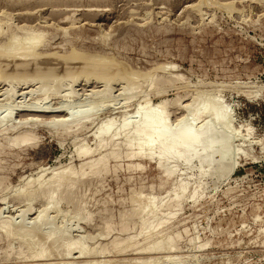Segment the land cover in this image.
Here are the masks:
<instances>
[{
	"label": "rangeland",
	"instance_id": "1",
	"mask_svg": "<svg viewBox=\"0 0 264 264\" xmlns=\"http://www.w3.org/2000/svg\"><path fill=\"white\" fill-rule=\"evenodd\" d=\"M0 52V264H264V0H0ZM162 101L173 124L225 107L233 157L168 175L126 134L104 149V121Z\"/></svg>",
	"mask_w": 264,
	"mask_h": 264
},
{
	"label": "bare ground",
	"instance_id": "2",
	"mask_svg": "<svg viewBox=\"0 0 264 264\" xmlns=\"http://www.w3.org/2000/svg\"><path fill=\"white\" fill-rule=\"evenodd\" d=\"M6 14V13H5ZM76 27V26H75ZM3 30V29H2ZM64 30H66V29H64ZM38 33H40V32H38ZM66 33V32H65ZM67 34V33H66ZM43 35V34H42ZM40 36H41V34H39V35H31V36H29L31 39L30 40H28L27 42H26V44H27V46H25V44H24V46H23V43L22 42H17L16 43V45L14 44H12L13 45V47H14V50L15 51H20V50H23V52H24V50H30V49H35L36 48V43H37V40H39V38H40ZM109 37V36H108ZM107 36H106V38H108ZM43 38V37H42ZM19 39V38H18ZM109 39V38H108ZM17 41V40H16ZM19 43H22V44H19ZM21 45V46H20ZM42 46V45H41ZM12 47V46H11ZM32 51V50H31ZM2 52V51H1ZM0 52V53H1ZM35 52V51H34ZM33 52V53H34ZM2 54H3V52H2ZM29 54H30V52H29ZM1 55V54H0ZM4 55H5V53H4ZM47 55H49V54H47ZM70 55V54H69ZM3 56V55H2ZM36 56V55H35ZM74 56V55H73ZM87 56V55H86ZM90 56V55H89ZM88 56V57H89ZM79 57V56H78ZM82 57H83V55H82ZM1 58V57H0ZM42 58V57H41ZM93 58V57H92ZM37 59V58H36ZM40 59V58H39ZM82 59V58H81ZM84 59V58H83ZM5 60V59H4ZM8 60V59H7ZM92 60V59H91ZM96 60V59H95ZM101 60V59H100ZM107 60V59H106ZM15 61V60H14ZM42 61V60H41ZM41 61H38V62H41ZM8 62V61H7ZM37 62V61H36ZM96 62V61H95ZM94 62V63H95ZM103 62H105V61H103ZM117 62V61H116ZM2 63H3V61H2ZM1 63V64H2ZM5 63V62H4ZM99 63H100V61H99ZM115 63V62H114ZM27 64V63H26ZM53 64V63H52ZM93 64V63H92ZM97 64V63H96ZM116 64V63H115ZM6 65V64H5ZM19 65V64H18ZM114 65V64H113ZM22 66V65H21ZM25 66V65H24ZM28 66V65H27ZM31 66H32V64H31ZM31 66H29V67H31ZM34 66H36V65H34ZM88 66V65H87ZM90 66V65H89ZM99 66V65H98ZM1 67V66H0ZM14 67V66H13ZM16 67V66H15ZM23 67V66H22ZM40 67V66H39ZM44 67V66H43ZM58 67V66H57ZM90 67H92V66H90ZM89 67V68H90ZM100 67V66H99ZM102 67V66H101ZM113 67V66H112ZM117 67V66H116ZM5 68V67H4ZM83 68V67H82ZM119 68V67H118ZM18 69V68H17ZM37 69V68H36ZM42 69V68H41ZM95 69V68H94ZM104 69V68H103ZM4 70V69H3ZM2 70V71H3ZM24 70V69H23ZM50 70V69H49ZM1 71V70H0ZM21 71V70H20ZM25 71V70H24ZM23 71V72H24ZM41 72L43 71V70H40ZM52 71V70H51ZM84 71V70H83ZM85 71H86V69H85ZM89 71V70H88ZM37 72V71H36ZM95 71H93V73H94ZM17 73V72H16ZM40 73V72H39ZM97 73H100V72H97ZM103 73V72H102ZM101 73V74H102ZM107 73V72H106ZM2 74H4V73H2ZM7 74V73H6ZM17 74H19V72L17 73ZM23 74V73H22ZM29 74V73H28ZM37 74V73H36ZM110 74V73H109ZM14 75V74H13ZM25 75V74H24ZM40 75H42V74H40ZM44 75V74H43ZM93 75V74H92ZM106 75V74H105ZM114 75V74H113ZM3 75H1V77H2ZM6 76H8V75H6ZM10 76V75H9ZM20 76V75H19ZM80 76V75H79ZM109 76V75H108ZM25 77H28V75L27 76H25ZM25 77H22L23 79L25 78ZM31 77V76H30ZM30 77H28V80H30L29 78ZM33 77V76H32ZM104 77V76H103ZM102 77V78H103ZM110 77V76H109ZM5 78V77H4ZM7 78V77H6ZM10 78H12V77H10ZM14 78V77H13ZM16 79H17V76L15 77ZM38 78V77H37ZM42 78V77H41ZM21 79V78H20ZM22 79V80H23ZM27 79V78H26ZM105 78H103V80H104ZM134 79V78H133ZM11 80V79H10ZM25 80V79H24ZM31 80H32V78H31ZM30 80V81H31ZM33 80H34V78H33ZM36 80V79H35ZM11 81H15V80H11ZM19 81V80H18ZM27 82V81H26ZM12 90V89H11ZM47 90H49V89H47ZM46 91V90H45ZM5 92V91H4ZM13 92V91H12ZM15 92V91H14ZM14 92L13 93H8L7 95V97H8V99L9 98H13V96L15 95L14 94ZM129 92V91H128ZM47 93V92H46ZM50 93V92H49ZM1 94V93H0ZM6 97V96H5ZM94 98V97H93ZM130 98V96H127V99H129ZM46 100V99H45ZM206 102H208V101H206ZM211 102V101H210ZM203 103V106H201V107H199L197 110L195 109V111L194 112H192L190 115H192V116H190L189 117V114H184V115H182V116H180V117H178L177 119H176V122L173 124L172 122H169V116H168V114L165 112V108H167L168 107V103H167V101H162V102H160L159 104H156V105H149L148 103H145L144 105H140V107L138 108V109H136V111L133 113V114H131V116H128V117H124L122 120H124L123 122H122V124L120 125V126H116L115 124H116V120L112 117V118H109V119H107L106 121H104L101 125H100V127H98L97 129H98V131H97V133L95 134L98 138H105V136L107 137L106 139H104V149H105V144L107 145V144H117V143H115V137L117 136V135H120V134H122V135H124V134H126V136L124 135V139L126 140V141H124V143H127V144H129L130 146L131 145H133L134 143L137 145V148H138V152H136V154H138V153H140V154H146V155H148V156H157V158H158V163L159 164H161V166H162V164L163 163H167V161H170L171 162V160H169V159H173L172 161H174V165L172 164V166H166V165H164V166H166V168H165V172H166V174H168V175H171V174H173L174 173V171H176V170H179V169H176V167L178 166L179 167V164L180 163H187L188 165H190V163L192 162L193 163V160L194 159H198L199 161H200V163L202 164V165H204L205 163H210V162H213L214 163V161H225V159H227L228 157H230V154H231V156H232V153H230V150H231V148H230V146L228 147V141H231L230 140V138H231V135L230 134H232V127H231V115H230V113H228L229 111H227V109L225 108V107H223V106H218V105H215V104H211V103ZM166 104H168V105H166ZM5 105V104H4ZM4 105L2 106V107H4ZM27 105V104H26ZM6 106V105H5ZM167 106V107H166ZM17 107H18V105H17ZM20 107V106H19ZM45 107V106H44ZM92 107V106H91ZM23 108V107H22ZM32 108H34V107H32ZM88 108V107H87ZM86 108V109H87ZM3 109V108H2ZM8 109V108H7ZM12 109V108H11ZM16 109H18V108H16ZM39 109H41V108H39ZM86 109H78V110H76V111H73L72 110V112H70L69 113V115L67 114L66 116L69 118V116H77L79 119H85V117H86V113H88V109L86 110ZM90 109V108H89ZM93 109V108H92ZM91 109V110H92ZM44 110V109H43ZM58 110V109H57ZM56 110V111H57ZM62 110H63V108H62ZM5 111V110H4ZM4 111L2 112V113H0V126H1V123L3 124V122H5L8 118H11V116L14 114V111H15V109H14V107H13V109L12 110H10L9 109V111H5L6 113H4ZM18 111H19V109H18ZM44 111H46V110H44ZM54 111V110H53ZM52 111V112H53ZM90 111V110H89ZM94 111V110H93ZM1 112V111H0ZM49 112H51V111H49ZM92 112V111H91ZM188 112H189V110H188ZM128 115V114H127ZM88 116V115H87ZM209 116V117H208ZM65 117V116H64ZM67 117H65V118H67ZM73 117H71L72 119H73ZM208 117V118H207ZM211 117V118H210ZM67 118V119H68ZM75 118V117H74ZM70 119V118H69ZM81 119V120H82ZM64 119H62V121H63ZM66 120V119H65ZM64 120V121H65ZM77 120V119H76ZM80 120V121H81ZM115 120V121H114ZM61 121V120H60ZM63 121V122H64ZM68 121L69 120H67V122H64V123H67V125H68ZM175 121V120H174ZM58 122V121H57ZM71 122V121H70ZM54 123L56 124V120L54 121ZM53 123V124H54ZM59 123V122H58ZM57 123V124H58ZM61 123V122H60ZM78 124V123H77ZM79 124H81V122L79 123ZM64 125V124H63ZM67 127V126H66ZM11 129V128H10ZM233 130H235V129H233ZM30 132V131H29ZM234 132V131H233ZM24 133H26V132H24ZM28 133V132H27ZM25 135H28V134H25ZM94 135V136H95ZM121 135V136H122ZM233 135V134H232ZM22 136V135H21ZM24 136V135H23ZM28 136H30V134L28 135ZM34 136V135H33ZM95 136V137H96ZM26 137V136H25ZM25 137H23L22 138V141H25L26 140V138ZM30 137H32V136H30ZM126 137V138H125ZM116 138H118V137H116ZM233 138V137H232ZM231 138V139H232ZM33 139H35V138H33ZM15 140V139H14ZM20 140V139H19ZM18 140V143L20 144V142L21 141H19ZM103 140V139H102ZM101 140V141H102ZM17 141V140H16ZM118 141V140H117ZM116 141V142H117ZM26 142V141H25ZM99 143H96V144H100L101 142L100 141H98ZM119 142V141H118ZM122 142V141H121ZM17 143V144H18ZM23 143V142H22ZM120 143V142H119ZM123 143V142H122ZM13 144V143H12ZM126 144V145H127ZM230 144V143H229ZM33 145V144H32ZM100 145H102V147H103V144H100ZM6 146V145H5ZM83 146V145H82ZM108 146H110V145H108ZM122 146V145H121ZM124 146V145H123ZM85 147V146H84ZM90 146H88L87 148H81V150L80 151H82L81 152V155L84 153V155H85V153H89L88 152V148H89ZM107 147V146H106ZM114 147V146H113ZM118 147H120L119 145L117 146V148ZM100 148H101V146H100ZM115 148H116V145H115ZM115 148H113V149H115ZM122 148V147H121ZM127 148H128V145H127ZM92 148L90 147V150H91ZM94 149V148H93ZM91 150V152L92 151H94V150ZM98 149H99V147H98ZM112 149V151H114ZM89 150V151H90ZM117 150V149H116ZM120 150V149H119ZM232 152H233V148H232V150H231ZM116 152V151H115ZM115 152H112V153H115ZM120 152V151H119ZM80 153V152H79ZM111 153V152H110ZM111 153V155L113 156L114 154H112ZM235 153H237V151L235 152ZM239 153V152H238ZM237 153V154H238ZM117 154L119 155L120 153H118V151H117ZM116 153H115V155L116 156H118ZM89 155V154H88ZM115 155H114V157H115ZM122 155V154H121ZM134 155V154H133ZM233 155H234V153H233ZM107 156H109L108 154L106 155V156H104V159H103V161L105 160V158L107 157ZM120 156V155H119ZM147 156V157H148ZM113 157V158H114ZM139 157V156H138ZM233 157V156H232ZM99 159V158H98ZM97 159V160H98ZM230 159V158H229ZM95 160H96V158H95ZM97 160H96V162H97ZM100 160V159H99ZM99 160H98V162H99ZM228 160V159H227ZM91 161V160H90ZM102 161V160H101ZM102 161V163L104 164L105 162H103ZM234 161H235V159H234ZM89 162V161H88ZM96 162H94V163H96ZM107 162V161H106ZM230 162V161H229ZM100 163V162H99ZM99 163H96V167H98L99 165L101 166V163L99 164ZM169 163V162H168ZM223 163V162H222ZM231 163H232V160H231ZM85 164L87 165L88 163H86L85 162ZM90 165L91 164H93V163H89ZM97 164H98V166H97ZM186 164V165H187ZM200 164V165H201ZM212 164V163H211ZM211 164H210V166H211ZM215 164V163H214ZM84 165V164H83ZM89 165V166H90ZM94 166H95V164H93ZM106 165V164H105ZM168 165V164H167ZM187 165V166H188ZM225 164H223V166H224ZM235 165V164H234ZM191 166H192V164H191ZM194 166V165H193ZM209 166V167H210ZM221 166V165H220ZM223 166H221V167H223ZM231 166H233V163H232V165ZM91 167H93V166H91ZM95 167V168H96ZM143 167V166H142ZM190 167V166H189ZM214 166H212V168H213ZM216 167H218V166H216ZM221 167H219V168H221ZM229 167V166H228ZM87 168V167H86ZM90 168V167H89ZM102 169V167H99V171ZM137 168V167H136ZM224 168V167H223ZM226 168V167H225ZM91 169V168H90ZM93 169V168H92ZM92 169H91V171H92ZM108 170H110L109 168H107ZM107 169H104L105 171L107 170ZM115 169V168H114ZM141 169V168H140ZM202 169V168H201ZM210 169H211V167H210ZM213 169H215V168H213ZM222 169V168H221ZM229 169V168H228ZM227 169V170H228ZM97 169H95L94 171H96ZM188 170V169H187ZM225 170V169H224ZM230 171H231V167H230V169H229ZM72 171V170H71ZM70 171V172H71ZM102 171V170H101ZM84 172V171H83ZM86 172V171H85ZM87 172H89V171H87ZM178 172V171H177ZM65 173V172H64ZM64 173L63 172H61L60 174H57V175H60L59 177H58V179L56 180V178L53 180V182L54 183H56L57 185H55L54 183H52L53 185H51V186H53V188L54 189H52V188H48L49 189V191H44V192H49V193H47V194H49V195H47L48 196V199H50V201L52 200V199H54V194L53 193H56V192H59V189L61 188V186L63 185V182L65 181V182H67L65 179L67 178V176H68V172H66L67 173V175H64ZM91 173V172H90ZM89 173V174H90ZM92 173H94L95 174V172H92ZM91 173V174H92ZM102 173V172H101ZM63 174V175H62ZM80 174H82V173H80ZM97 174V173H96ZM95 174V175H96ZM100 174V173H99ZM57 175H54V176H52V177H55V176H57ZM71 175V174H70ZM84 175V174H83ZM82 175V176H83ZM228 175V174H227ZM73 176H74V174H73ZM91 177H92V175H90ZM75 178H77V176H75ZM74 178V179H75ZM222 178V177H221ZM229 178V177H228ZM70 179V178H69ZM93 179V178H92ZM159 179V178H158ZM50 180V179H49ZM161 180V179H160ZM51 181V180H50ZM179 182V181H178ZM182 185H181V192L180 191H178L177 190V193L179 192V193H181V194H177V198L175 197V199L177 200V201H179L180 200V198L181 197H183V194L184 193H186L185 191H187L186 190V188H187V186H189V185H187L186 186V184H184V183H182V182H180ZM191 183V182H190ZM40 184V183H39ZM46 184V183H45ZM29 186V185H28ZM25 187H26V185H25ZM195 187V186H194ZM40 188H42V187H40ZM196 188V187H195ZM201 188V187H200ZM27 190V189H26ZM25 190V191H26ZM39 190V189H38ZM51 190H53V193L51 192ZM175 190V189H174ZM180 190V189H179ZM29 191V190H28ZM27 191V192H28ZM56 191V192H55ZM64 191V190H63ZM27 192H25V193H27ZM66 192V191H65ZM195 192H197L198 193V191L195 189ZM67 193V192H66ZM173 193V192H172ZM71 194V193H70ZM192 194H194V192L192 193ZM57 195V194H56ZM176 195V194H175ZM47 196L45 195V197L47 198ZM194 196H196V194L195 195H193V198H195ZM190 197V196H189ZM55 198H56V196H55ZM172 198V197H171ZM184 198V197H183ZM192 198V199H193ZM174 199V200H175ZM58 200V199H57ZM49 201V202H50ZM52 201H54V200H52ZM153 201H155V200H153ZM152 201V202H153ZM172 201V200H171ZM171 201H169V202H171ZM181 201V200H180ZM166 202V201H165ZM183 202V201H182ZM168 203V202H167ZM176 203V202H175ZM151 204V203H150ZM153 204V203H152ZM162 204V203H161ZM165 204V203H164ZM163 204V205H164ZM52 205V204H51ZM156 205V204H155ZM182 205V204H181ZM147 206H149V205H147ZM175 206V205H174ZM147 208V207H146ZM149 208V207H148ZM147 208V209H148ZM160 208V207H159ZM150 209V208H149ZM156 209V208H155ZM161 209V208H160ZM163 209V208H162ZM46 210V209H45ZM44 210V211H45ZM159 210V209H158ZM47 211V210H46ZM156 211V210H155ZM167 211H169V210H167ZM151 212V211H150ZM157 212V211H156ZM155 212V213H156ZM158 213V212H157ZM164 213V212H163ZM41 214V213H40ZM147 214V213H146ZM173 214V212L170 214V215H172ZM151 215V214H150ZM152 216V215H151ZM38 217V216H37ZM46 217V216H45ZM87 217V216H86ZM44 218V214L43 215H40V217L38 218V219H40V220H44L43 219ZM36 219V218H35ZM37 221V220H36ZM149 221V220H148ZM153 221V220H152ZM162 221V220H161ZM160 221V222H161ZM145 222H146V220H145ZM149 222H151V221H149ZM164 222V221H163ZM148 223V222H147ZM147 223H145V225L147 224ZM158 225H160V224H158ZM8 226L10 227V224H8ZM8 227V228H9ZM148 227V226H147ZM168 229V228H167ZM10 230V229H9ZM149 230V229H148ZM158 232V231H157ZM146 235V234H145ZM148 235V234H147ZM155 235H157V234H155ZM161 235V234H160ZM179 235H181V233L179 234ZM153 236V235H152ZM169 236V235H168ZM172 235H170V237H171ZM179 236L177 235V238H178ZM57 238V237H56ZM176 238V239H177ZM148 239V238H147ZM150 239H152V238H150ZM174 239V238H173ZM180 239V238H179ZM139 240V239H138ZM155 240V239H154ZM162 240V239H161ZM167 240L169 241V238L167 237ZM167 240H166V242H167ZM163 241H164V239H163ZM162 241V242H163ZM178 241V240H177ZM176 241V242H177ZM142 242H143V240H142ZM147 242V241H146ZM166 242H165V245H166ZM76 243V241H71V242H69V244H68V249L69 248H71L74 244ZM121 243V242H120ZM144 243H145V241H144ZM149 243V242H148ZM154 243H155V241L153 242V245H154ZM159 243V245L161 244L158 240H157V244ZM169 243V242H168ZM173 243V242H172ZM136 244V243H135ZM138 244V243H137ZM156 244V243H155ZM156 244V247L158 246ZM175 244V243H174ZM177 244V243H176ZM130 245V244H129ZM165 245H164V247H165ZM172 245V244H171ZM150 246H151V244H150ZM173 246V245H172ZM171 246V247H172ZM176 246V245H175ZM118 247H119V245H118ZM130 247H132V245L130 246ZM137 247H138V245H137ZM144 248L145 247V245L144 246H141L140 248ZM147 247H148V245H147ZM139 248V249H140ZM142 248V249H143ZM151 248V247H150ZM150 248H148V250L150 249ZM158 248H159V246H158ZM146 248H144V250H145ZM153 249V248H152ZM151 249V250H152ZM157 249V248H156ZM161 249H162V247H161ZM39 250V249H38ZM70 250V249H69ZM82 250V249H81ZM154 250V249H153ZM42 251V250H41ZM44 251V250H43ZM141 251H143V250H141ZM159 251V250H158ZM80 252H82V251H80ZM34 255V254H33ZM45 255V254H44ZM40 256V255H39ZM43 257V256H42ZM126 261V260H125ZM128 261V260H127Z\"/></svg>",
	"mask_w": 264,
	"mask_h": 264
}]
</instances>
